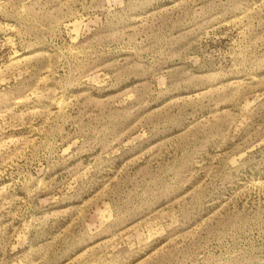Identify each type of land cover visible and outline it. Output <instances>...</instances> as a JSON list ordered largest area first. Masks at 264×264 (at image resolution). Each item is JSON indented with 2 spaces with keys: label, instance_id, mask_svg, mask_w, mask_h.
Masks as SVG:
<instances>
[{
  "label": "rangeland",
  "instance_id": "obj_1",
  "mask_svg": "<svg viewBox=\"0 0 264 264\" xmlns=\"http://www.w3.org/2000/svg\"><path fill=\"white\" fill-rule=\"evenodd\" d=\"M0 264H264V0H0Z\"/></svg>",
  "mask_w": 264,
  "mask_h": 264
}]
</instances>
